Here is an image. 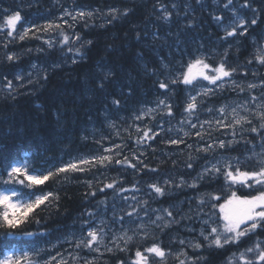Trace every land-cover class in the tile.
<instances>
[{"label":"snow or ice","instance_id":"obj_1","mask_svg":"<svg viewBox=\"0 0 264 264\" xmlns=\"http://www.w3.org/2000/svg\"><path fill=\"white\" fill-rule=\"evenodd\" d=\"M38 3L39 0H30L27 7H36ZM218 3L219 0H211L210 5L206 0H168L167 3L156 0L153 7L159 15L155 19L164 27L163 34L157 28L150 36L147 31L143 35L137 32L135 36L141 43H144L145 38L152 42L149 48L155 57V64L149 65L145 61L143 51L136 53V61L144 74L155 77V87L160 92L154 106L142 107L139 113L133 115L130 127L135 128L138 134L142 133L135 138V144L142 145L155 140L161 132L173 130L171 127L164 129L163 124L159 123V131H153L151 127L144 130L135 121L142 120L145 116L155 120L157 115L167 116L170 121L175 113L168 97L174 96L176 87L180 85L184 88L186 99L177 132H182L183 135L165 140L164 143L176 146L185 144L189 150L194 148L195 155L189 152L185 169L191 170L194 164L203 160L199 171L190 180L181 175L165 178L162 182H148L144 196L159 199L172 196L173 190L185 189L196 191V196L180 201L178 205L150 208L149 199L138 195L143 191L139 181H134L130 187H124L120 177L105 183L100 176L107 178L106 171L112 167L119 166L122 171L131 170L137 174L144 170L158 173L159 168H151L145 164L141 159L143 152L137 154L132 150L131 158L123 154L126 143L104 147L102 141L108 137L103 135L100 140L94 141L100 149L95 154H78L69 156L67 160L61 157L59 162L47 166L41 164L39 167H32L27 159L21 162L17 157L0 152V264H98L105 253L115 255L129 252L131 255L127 261L118 259L117 264H168L169 258L177 264H206L208 257L201 254L205 248L227 251L233 247L237 251H228L225 264H264V80L259 83L249 82L245 87L243 82L235 78L237 68L228 65L231 44L223 50V58L213 65L209 63L211 55L203 51L205 45L202 40L192 35L201 26L195 15L197 7H215ZM254 3L256 0H243L242 3L240 0H224L223 9L231 13V19L226 24L223 15L210 13L212 21L223 26L224 35L218 38L221 43H227L230 38L238 35L247 36L250 27L264 22L260 8L252 6ZM259 3L264 6V0H259ZM240 10L251 11L252 17L246 19L240 14ZM24 11L25 8L19 4L16 7H4L3 0H0V20L3 21L0 36L3 37V48L7 50L10 44L17 41H41L42 46L27 48L25 52L42 53L45 48H66L68 53H74L73 64L85 59L81 47L93 43L83 39L76 31L77 25L85 29L92 27L90 21L95 14L102 12L99 8L86 11L83 8L64 7L59 16L40 24L29 22L22 15ZM132 11L133 9L121 11L110 7L105 15L116 20L119 18L117 14L127 16ZM36 15L40 13L37 12ZM100 27L104 25L101 24ZM66 29L71 30V34ZM77 41L81 45L73 47L72 44ZM252 43L253 59L264 66V44L257 46L255 39ZM192 44H198V51L194 56L188 54ZM108 50L111 51V46ZM212 51L214 53L216 50ZM18 59L16 52L5 51V61L14 62ZM173 59L178 68L175 72L170 64ZM253 59H249L248 64H252ZM59 66V62L50 65L52 68ZM31 67L36 69L38 66L32 63ZM98 71L102 75L96 79L95 87L105 92L107 85L115 79V72L111 69L105 71L99 66ZM243 75L247 76L248 72H243ZM252 75L257 73L253 71ZM161 76L164 78L161 79ZM28 77V84L38 82L31 78L32 73H28ZM23 78L22 73H16L13 77L16 80ZM42 78L47 80L46 71ZM13 87L12 80H7L6 88L12 90ZM257 88L261 89L260 94H252V90ZM226 90L235 92L237 96L247 91L249 96L243 102H223L218 106L208 104L210 99L223 95ZM134 93L135 89L130 83L127 89L120 91L119 96L111 98V104L118 110L123 103L120 97L128 98ZM204 104H208L203 111L210 118L201 120L199 109ZM107 126L115 131V136H120V130L116 128L114 121L109 120ZM185 126L195 131H185ZM124 131L129 133L131 139L129 129ZM216 132L229 138L214 136ZM185 138L194 139V144L187 143ZM81 139L87 141L89 138L82 136ZM242 144L251 147L243 157L232 155L237 146ZM175 164L176 161H173L174 166ZM100 169L104 171L94 174V170ZM77 174L92 178L81 180ZM74 177L77 183L88 189L84 193L86 201L96 198L98 192L104 196L96 201L95 210L85 209L81 214L86 219L79 224V234L71 230L66 235L58 236L53 242L50 239L52 233L46 230V224L51 215L60 211L61 193L66 185L73 182ZM205 185L214 186V190L201 191ZM109 190L113 193L111 200L107 195ZM193 199L194 209L191 206ZM185 203L189 205L187 211L182 207ZM206 208L208 211H205ZM193 212L199 228L186 225L185 230L198 232V237H179L177 233L172 237L180 245L177 251L164 247L162 241L144 247L136 246L134 250L130 248L137 236L147 239L151 229H159L163 234L173 226H179L182 221L192 220ZM113 224L119 226L118 231L113 228ZM32 225L38 226L36 231L29 230ZM33 237L36 238L35 241L30 239ZM249 238H254L252 243L241 248ZM64 244H68L73 251L62 248ZM188 249H191L192 255H189ZM81 252L97 255L89 258L88 255H81Z\"/></svg>","mask_w":264,"mask_h":264},{"label":"trees","instance_id":"obj_2","mask_svg":"<svg viewBox=\"0 0 264 264\" xmlns=\"http://www.w3.org/2000/svg\"><path fill=\"white\" fill-rule=\"evenodd\" d=\"M164 2L167 3L168 0H164ZM223 2L224 0H219L218 5L215 7L209 6L204 9L197 7L195 15L199 19L201 26L192 35L202 40L205 45L203 51L211 55L212 58L209 63L213 65L223 58V50L228 47V44H231L228 65L237 68L235 78L243 82L245 87L249 82L259 83L264 80V66H260L253 59L254 45L252 40L255 39L257 41V46L264 44V36H262L264 34V22L258 23L255 27H250L247 36L238 35L236 38H230L227 43H221L218 38L224 35L223 26L215 24L211 19L210 13L215 12L217 15H223L225 17L224 23L226 24L231 19V13L223 9ZM240 2L242 3L243 0H240ZM29 3L30 0H3L4 7H16L18 4L24 7L25 11L22 15L29 22L40 24L45 23L50 18L57 17V15L59 16L64 7L83 8L86 11L99 8L103 11L95 14L93 21H90L93 24L92 27L85 29L77 25L76 31L81 34L83 39L91 40L93 43L91 45L85 44L81 47V52L85 54V59L75 64L72 63L74 53H68L66 48L63 50L59 47L54 49L45 48L42 53H26L25 49L27 48L42 46L41 41L26 40L24 42H13L5 50L2 46L3 37L0 36V152L17 157L20 160L22 158V160L27 159L32 167H39L41 164L47 166L48 164L59 162L61 157L66 160L69 156L78 154H95L100 149L94 141L97 138L100 140L103 135L108 137L107 140H104L106 145L102 141L104 147H114L115 144L126 142L127 147L123 149V154L130 156L132 150H135L137 154L143 152L144 155L141 156V159L144 163L151 168H159L158 173L144 170L143 173L137 174L131 170L122 171L119 166L112 167L106 171L107 178L100 176V179L105 183L120 177L124 187H130L134 181H139V186L143 191L138 195L149 199L150 208L178 205L180 201L195 197L196 191L192 189L173 190L172 196L159 199H151L144 196L148 182L156 180L162 182L165 178H174L181 175L185 179L190 180L199 171L200 165L203 163V160H200L194 164L193 169H185L184 164L188 159L189 152L191 151L195 155L194 148L189 150L185 144L176 146L164 143L165 140L183 135L182 132H177L186 99L183 86L178 85L176 94L168 97L169 102L173 104V112L175 113L170 121L167 116L160 115H157L155 120L150 116H145L142 120L135 121V124L144 130L147 127H151L153 131H159V123L163 124L164 129L171 127L173 129L171 132H161L160 135L156 136L155 140L137 146L135 138L142 133L138 134L135 128L130 127L133 123V115L139 113L142 107L154 106L156 97L160 94L155 87V77L144 74L140 64L136 61V53L143 51L145 53V61L149 65L155 64V57L149 48L152 42L147 38H145L144 43L135 39L137 32L143 35L147 31L150 36L157 28H160L161 34H163L164 27L159 24L161 23L160 21L158 22L155 19L159 15L153 7L156 0H123L121 3L120 0H58V3L57 0H39L36 7H27ZM206 3L210 5L211 0H206ZM112 6L121 9V11L126 8L133 9V11L127 16L117 14L119 18L112 20L110 16L105 15L107 9ZM252 6L260 8V15L262 20H264V6L259 3V0H256V3ZM37 12L40 15H36ZM240 14L246 19L252 17V12L248 10H240ZM154 19L158 23L154 22ZM107 21H111V23ZM101 24L104 27H100ZM0 28H3L2 20H0ZM66 31L71 34V30L66 29ZM54 34L52 35L55 36ZM80 45V41L72 44L74 47H79ZM109 46H111V51L108 50ZM213 49L216 50L214 53ZM5 51L16 52L19 55V59L14 62L5 61ZM197 51L198 44H192L189 47L188 54L194 56ZM249 59H253L252 64H248L247 61ZM57 62L60 64L59 67H50V65ZM32 63H36L38 67L33 69L31 67ZM170 64L174 72L178 70L175 65V59L170 61ZM98 66L105 71L111 69L115 72V79L107 85L105 92H101L95 87L96 79L102 75V72L98 71ZM45 70L47 72V80L42 78ZM245 71L248 72L247 76L243 75ZM253 71L257 75H252ZM31 72L33 75L31 78L34 81H38L37 83H27L29 79L28 73ZM16 73H22L24 76L23 80L13 79ZM163 78L161 76V79ZM7 80H12L14 85L12 90L6 88ZM130 83L135 89L134 95L128 98L120 97L123 102L122 106L118 110L115 109L111 104V98L119 96L120 91L127 89ZM204 83L206 84L207 82ZM21 84L25 86L20 87ZM260 91L261 89L259 88L253 89L252 94L259 95ZM248 96L249 93L247 91L237 96L235 92L226 90L223 95H217L210 99L208 104L218 106L223 102L228 104H232L234 101L243 102ZM208 104L201 105L199 119L210 118L209 114L203 111ZM193 119L195 120V117ZM109 120L114 121L116 128L120 130L119 139L115 136V131L107 126ZM139 121L142 122L140 123ZM124 129H129L132 134L131 139L129 138V133L124 131ZM184 130L195 131L187 126H185ZM82 136H87L89 139L87 141L82 140ZM214 136H219L221 139L229 138L219 132L214 133ZM185 139L187 143L194 144V139ZM255 142L253 138V143ZM250 147V145H239L236 151L231 154L243 157L245 151L249 150ZM117 151L120 150L117 149ZM25 153L29 155L25 156ZM34 153L37 155L33 156ZM173 161H176L175 166ZM100 171L104 170H94V174H98ZM77 176L81 180L92 178L91 176L84 177L79 174ZM213 190L214 186L212 185H205L201 188V191ZM87 191L88 189L84 185L76 182L75 177L72 183L65 186L64 191L61 193L60 211L51 215L46 224V230L52 233L50 239L53 242L58 236L66 235L71 230H75L79 234V224L83 219H86L81 214L85 209L95 210L96 201L104 196V194L98 192L96 198H90L86 201L84 193ZM107 195L109 200H111L113 195L111 190L108 191ZM125 195H130V193H125ZM191 206L193 209L195 208L194 199ZM182 207L184 211H187L189 205L185 203ZM205 211H208V209L206 208ZM108 215L110 217L111 213L109 212ZM192 215V220L182 221L179 226H173L163 234L159 229H151L147 239H141L137 236L130 248L134 250L136 246L144 247L162 241L164 247H171L173 251H177L180 245L173 241L172 237L174 235L178 233L179 237H198V232L185 230L186 225L196 229L199 228L195 213L193 212ZM37 228L38 226L32 225L29 230L36 231ZM30 239L32 241L36 240L35 237ZM253 239L245 240L241 248L251 244ZM63 246L62 248H68L69 251H73L68 244ZM188 251L189 255L193 254L191 249H188ZM228 251H237V249L233 247L227 251H218L205 248L201 254L208 257L206 264H225V257ZM81 255H88L90 258L97 254L81 252ZM129 255H131V252L127 254L117 253L115 255L105 253L99 259L98 264H117L118 259L127 261ZM168 264H177V262L169 258Z\"/></svg>","mask_w":264,"mask_h":264},{"label":"bare ground","instance_id":"obj_3","mask_svg":"<svg viewBox=\"0 0 264 264\" xmlns=\"http://www.w3.org/2000/svg\"><path fill=\"white\" fill-rule=\"evenodd\" d=\"M118 1H119V0H118ZM121 1L123 2V0H120V3H121ZM110 2H111V1H110ZM110 2H109V3H110ZM118 3H119V2H118ZM114 4H115V2H114ZM112 5H113V4H112ZM120 5H121V4H120ZM121 6H122V5H121ZM107 7H108V6H107ZM107 7H106V8H107ZM112 7H113V6H112ZM119 7H120V6H119ZM101 8H102V7H101ZM86 9H87V8H86ZM90 10H91V9H90ZM107 10H108V9H107ZM102 11H103V10H102ZM57 16H58V15H57ZM97 16H98V15H97ZM152 16H153V15H152ZM98 17H99V16H98ZM110 18H111V17H110ZM110 18H109V19H110ZM104 20H105V19H104ZM110 20H111V19H110ZM154 20H155V19H154ZM92 21H93V20H92ZM103 22H104V21H103ZM154 22H156V20H155ZM158 22H159V21H158ZM158 22H156V23H158ZM159 24H161V23H159ZM156 25H157V24H156ZM157 26H158V25H157ZM159 27H160V26H159ZM161 32H162V31H161ZM54 35H55V34H54ZM75 46H77V44H75ZM73 47H74V46H73ZM41 69H42V68H41ZM43 69H44V68H43ZM45 71H46V70H45ZM22 72H24V71H22ZM34 72H35V71H34ZM34 72H33V73H34ZM40 72H41V71H40ZM31 73H32V72H31ZM38 74H39V73H38ZM43 74H44V73H43ZM40 75H41V74H40ZM32 77H33V75H32ZM237 78H238V77H237ZM233 94H234V93H233ZM246 98H247V97H246ZM235 100H236V99H235ZM232 101H233V100H232ZM232 103H233V102H232ZM150 105H151V104H150ZM151 106H152V105H151ZM134 109H135V108H134ZM134 109H133V110H134ZM138 109H139V108H138ZM136 110H137V109H136ZM130 111H131V110H130ZM124 112H125V111H124ZM119 115H120V114H119ZM149 118H150V117H149ZM147 119H148V118H147ZM148 120H149V119H148ZM148 120H147V121H148ZM144 121H146V120H144ZM139 122H140V121H139ZM139 122H138V123H139ZM141 122H142V121H141ZM141 122H140V123H141ZM132 124H133V123H132ZM164 124H165V123H164ZM171 124H172V123H171ZM144 125H145V124H144ZM95 130H96V129H95ZM169 135H170V134H169ZM105 137H106V136H105ZM110 139H111V138H110ZM113 139H115V138H113ZM118 139H119V137H118ZM226 139H227V138H226ZM97 140H98V138H97ZM111 140H112V139H111ZM126 141H127V140H126ZM109 142H111V141H109ZM112 142H113V141H112ZM118 142H119V141H118ZM104 143H105V141H104ZM107 143H108V142H107ZM114 143H115V142H114ZM114 143H112V144H114ZM125 143H126V142H125ZM127 143H128V142H127ZM105 145H106V143H105ZM111 147H112V146H111ZM136 150H137V149H136ZM129 153H130V152H129ZM127 154H128V153H127ZM28 155H29V154H28ZM85 155H86V154H85ZM130 156H131V155H130ZM26 158H28V157H26ZM30 158H31V157H30ZM32 158H33V157H32ZM22 159H23V158H22ZM22 159H21V160H22ZM34 159H36V157H34ZM66 160H67V159H66ZM32 161H33V160H32ZM36 161H37V160H36ZM22 162H23V160H22ZM30 162H31V161H30ZM32 163H33V162H32ZM34 163H35V162H34ZM30 164H31V163H30ZM84 177H85V176H84ZM162 181H163V180H162ZM77 223H78V222H77ZM114 225H115V224H114ZM78 232H79V231H78ZM33 239H34V237H33ZM66 245H67V244H66ZM63 247H64V246H63ZM105 257H106V256H105ZM105 257H104V258H105ZM90 258H91V257H90Z\"/></svg>","mask_w":264,"mask_h":264},{"label":"rangeland","instance_id":"obj_4","mask_svg":"<svg viewBox=\"0 0 264 264\" xmlns=\"http://www.w3.org/2000/svg\"><path fill=\"white\" fill-rule=\"evenodd\" d=\"M196 222L198 223V221H196ZM198 224H199V223H198ZM113 228H114L115 230H117V231L119 230V226H118V225H114V224H113Z\"/></svg>","mask_w":264,"mask_h":264}]
</instances>
